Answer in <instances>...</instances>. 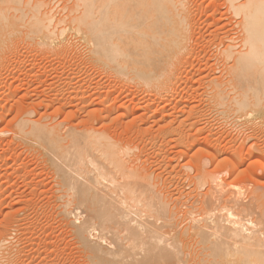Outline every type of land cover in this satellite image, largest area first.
<instances>
[{
	"label": "rangeland",
	"instance_id": "374dc122",
	"mask_svg": "<svg viewBox=\"0 0 264 264\" xmlns=\"http://www.w3.org/2000/svg\"><path fill=\"white\" fill-rule=\"evenodd\" d=\"M187 1L186 41L178 44L177 54L164 46L166 50L163 47L162 56L158 55L168 56L166 62L161 59L164 67L155 53L153 61L159 63L152 61V65L161 64L159 68L150 65L139 76L128 68L124 69L128 75H122L124 70L120 74L116 63L99 57L95 45L73 29L67 30L59 46L45 43L27 26L8 35L11 46L0 50V264H92L64 213L69 197H61L64 191L53 167L36 145L17 135V125L26 117L52 126L63 122V129L72 125L85 132L97 128L121 146L132 148L131 163L156 183L169 210L177 214L175 222L182 231L192 223L188 209L198 210L196 199L210 186L201 182L205 173L226 178L243 190L245 201L251 196L258 209L264 210V105L239 112L233 100L239 90L230 75L234 57L244 49L242 15H235L228 0ZM67 2L51 0L58 10ZM230 44L236 47L231 57L226 52ZM255 70L245 73L244 83L252 85L259 71ZM213 80L227 85L224 104L215 99ZM63 87L68 88L66 94L54 96ZM104 117L107 120H101ZM231 170L234 174L229 176Z\"/></svg>",
	"mask_w": 264,
	"mask_h": 264
},
{
	"label": "bare ground",
	"instance_id": "6f19581e",
	"mask_svg": "<svg viewBox=\"0 0 264 264\" xmlns=\"http://www.w3.org/2000/svg\"><path fill=\"white\" fill-rule=\"evenodd\" d=\"M69 1L58 10V4L55 7L51 0H0V50L11 46L7 42L12 36L8 35L15 34L22 26H27L32 33L46 40L45 43H58V46L67 30L73 29L84 40L88 39L95 45L99 57L108 63L112 62V65L116 63L115 68H119L120 74L128 68L139 76L143 74L142 70L154 66L152 61L156 56L161 63L164 46L174 48L171 49L177 54L178 44L187 39V0ZM228 1L235 9L234 14L242 15L244 47L241 48L244 49L234 57V71L231 69L233 72L230 74L233 75L232 79H236L235 86L239 90L233 100L240 112L261 107V103L264 105V73H260L264 72V0H245L237 2L239 4H236L237 0ZM61 11L66 13L61 15ZM160 39L168 43L164 45ZM233 47L230 44L226 49L230 57L236 54ZM168 50L166 54L170 53ZM160 54L161 58L158 56ZM165 57L162 62L168 58ZM158 61H153V64ZM161 64L159 66H163ZM255 69L259 71L252 85L244 83L243 80L247 81L248 78L245 73ZM125 70L122 75H128ZM69 79H72L71 76ZM66 83L68 87L71 86V82ZM213 84L215 99L224 104L228 98L225 90L227 85L216 80ZM66 89L54 90V96L63 97L68 91ZM58 109L65 108L59 106ZM102 119L107 120L105 117ZM0 121H3L2 117ZM48 123L41 119L32 121L29 117L22 118L17 125V135L24 142L36 145L34 147L53 167L61 191H64L61 197H69L65 200L66 208L63 211L70 217L72 232L92 264H264V210L258 209L251 196L245 201L243 190L235 188L226 178L218 173L200 176L201 182L210 183V186L201 198L196 197V202L200 203L198 210L188 209L190 215H186L187 218L190 216L189 221L192 223L182 231L177 226L178 222H175L177 214L169 210L156 183L131 163L132 148L121 146L105 131L97 128L85 132L73 125L63 129V122L53 126ZM233 172L228 171V175L232 176ZM71 203L73 207L70 209ZM191 243L198 244V249H191Z\"/></svg>",
	"mask_w": 264,
	"mask_h": 264
}]
</instances>
